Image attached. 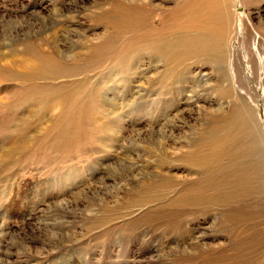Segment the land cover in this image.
I'll return each instance as SVG.
<instances>
[{
    "label": "rangeland",
    "instance_id": "374dc122",
    "mask_svg": "<svg viewBox=\"0 0 264 264\" xmlns=\"http://www.w3.org/2000/svg\"><path fill=\"white\" fill-rule=\"evenodd\" d=\"M193 1L0 0V264H264V205L243 200L233 231L219 182L264 152L239 137L220 154L210 131L240 95L264 145V0H230L228 71L180 53ZM196 132L216 201L173 213L158 181L172 161L189 175Z\"/></svg>",
    "mask_w": 264,
    "mask_h": 264
},
{
    "label": "bare ground",
    "instance_id": "6f19581e",
    "mask_svg": "<svg viewBox=\"0 0 264 264\" xmlns=\"http://www.w3.org/2000/svg\"><path fill=\"white\" fill-rule=\"evenodd\" d=\"M195 1H193L192 3V11L194 15H197L198 17L193 20L187 19L188 23H186L184 19L183 21L178 23L177 27L174 30V34L178 35L177 32H179V36H181L183 39L181 42L182 48L180 50V53L191 55L195 52H197L198 54L200 52H208L214 56V66L215 64L219 66L221 64L227 69L229 66L230 56L229 44L230 39L232 38L230 29L231 2L230 0H200L198 1V3H196L197 1ZM126 16H130V13ZM141 25H139V27ZM225 38L226 50L224 46L223 53L221 55V45L219 43V39ZM172 45L174 46V43ZM233 83L231 84V78L229 79V83L226 81L225 90L226 94H232V96L234 97L237 94L235 90L232 89ZM239 96L237 103L240 104V107L238 109H235L234 114L235 116H237L236 124L230 125L229 127H224L217 123L214 126L210 127V131L213 133L211 143L221 154L231 144L230 141H235L239 137H242V140H246V142L248 141V145L249 139L253 142V147L249 145L250 148H261L264 152L262 136L260 135V130L257 125L255 126L257 120L256 118H253V111L251 113V111L247 108L249 104L247 103V101H245L246 99L244 100L243 97L241 98ZM249 122L251 125V131L256 130L255 134L257 133L255 141L253 140V138H250V133L248 130ZM228 123H230V121ZM195 135L196 137L188 138V140L191 141L194 146V149L190 151L192 157L189 160L184 158L185 154L189 151V148L191 146L189 141L185 142L186 144L183 145V155H179L180 159L183 158L181 168H185V170L189 171V175L183 177L178 176V172H176V170H180V166L173 163L172 161L168 165L167 179L164 182L160 179L158 181L159 186L166 187V189H168V204L173 213H175L176 211L180 212L181 209L185 210L191 207L198 206L206 209L207 205L216 201L214 200L216 193L210 187V179L204 176L209 168L208 163L210 162V160L206 158L202 159L200 157L202 135L198 132H196ZM228 137L231 138L228 139ZM188 143L190 146L188 145ZM258 162L259 160L258 158H256L255 164L250 167L248 173L246 167H239L236 165L230 167L229 165L224 169L230 168L232 174L227 175L226 177H222L219 181L220 183L227 181L228 184L233 188L230 194H225L222 196L225 201L230 200L233 206L229 208V211L226 212L222 221L220 222L226 223L228 226L232 227L233 231L237 230L238 228L240 229L241 224L245 221H248L250 218H248L249 214L247 212H244L243 206L240 205L242 204V202H244L243 200H246L247 197H251L252 199L256 200L257 194L258 206L264 205V192H262V189L264 188V182L263 185L260 184V180L264 178V170L262 169V165L258 166ZM166 182L167 184H165ZM247 184H250V187H248ZM230 227L227 228L229 229L230 234L232 235V238L234 240V235L238 230L235 231L233 235V231L230 229ZM252 234L253 233H251V235ZM235 247L231 245V250H225V247L223 251H231L232 257L234 259V257L237 255V252L233 250L235 249ZM236 262L238 263L237 260L232 263L237 264Z\"/></svg>",
    "mask_w": 264,
    "mask_h": 264
}]
</instances>
